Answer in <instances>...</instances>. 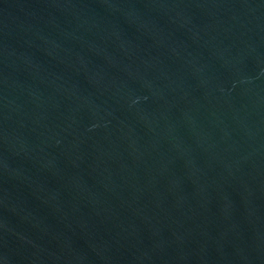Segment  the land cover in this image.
I'll use <instances>...</instances> for the list:
<instances>
[{"label": "water", "instance_id": "obj_1", "mask_svg": "<svg viewBox=\"0 0 264 264\" xmlns=\"http://www.w3.org/2000/svg\"><path fill=\"white\" fill-rule=\"evenodd\" d=\"M0 264H264V0H0Z\"/></svg>", "mask_w": 264, "mask_h": 264}]
</instances>
